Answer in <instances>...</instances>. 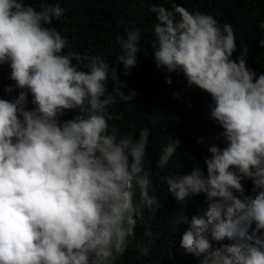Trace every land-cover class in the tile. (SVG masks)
Masks as SVG:
<instances>
[{"label":"clouds","instance_id":"clouds-1","mask_svg":"<svg viewBox=\"0 0 264 264\" xmlns=\"http://www.w3.org/2000/svg\"><path fill=\"white\" fill-rule=\"evenodd\" d=\"M64 11L46 0L38 8L0 0V66L10 68L13 82L4 91L19 90L0 99V264H116L142 208L158 205L149 193L151 129L121 135L120 117L110 112L138 95L121 90L117 66L125 76L137 67L143 29L126 27L118 37L121 53L108 63L64 51L68 41L51 26ZM150 11L156 69L166 84L173 82L168 74H182L187 88L211 97L208 116L222 128L225 145L208 146L203 166L190 173L161 177L183 208L200 194L207 200L204 215L173 219L176 227L187 225L180 247L199 264H264V73L246 66L247 48L235 56L232 24L180 4ZM258 28L264 31V21ZM110 73L120 84L112 92ZM68 112L76 115L62 119ZM179 146L169 136L155 167L166 168ZM138 247L148 255L150 249Z\"/></svg>","mask_w":264,"mask_h":264},{"label":"trees","instance_id":"trees-1","mask_svg":"<svg viewBox=\"0 0 264 264\" xmlns=\"http://www.w3.org/2000/svg\"><path fill=\"white\" fill-rule=\"evenodd\" d=\"M42 0H25L26 4L37 7ZM59 3L65 9L59 20H53L52 25L68 41L65 52L83 56L87 54L101 55L106 62L112 63L121 53L118 37L125 35V28L131 23L143 29L140 51L137 54V67L128 76L123 74V65L117 66L119 80L129 90L138 93L134 103L120 102L110 107V112L118 115L116 121L120 134H126L135 129L139 136L140 129H151L149 136L147 160L151 162L150 195L158 198V205L152 208L144 206L143 215L137 218L135 237L129 248L116 264H199V260L186 254L180 247V240L187 225L176 227L173 219L183 213L191 218L193 215H204L207 210V200L203 194L186 201L183 208L169 193L168 186L161 177L170 173H190L197 163L203 166V160L210 154L207 147L217 144L224 147L223 131L208 113L211 97L199 89L187 88V81L182 74H168L172 84L165 82V73L156 69L152 53L153 25L155 14L150 9L159 4L171 8L180 4L189 11L199 10L213 15L222 26L230 23L234 27L238 58L247 48L246 66L257 75L264 73V49L260 48L259 40L264 39V31L258 28L264 21V0H46ZM73 63H76L74 60ZM10 68L0 66V99H13L19 94L17 89L11 95L4 89L13 84L8 79ZM119 80H112L109 74L107 89L112 92L119 87ZM179 93L180 99H173V94ZM31 96L28 108L31 109ZM75 112H68L62 119H71ZM112 123L111 121L109 122ZM180 141L178 154L173 157L164 169L155 167L162 145L168 142V137ZM203 137L204 143L198 144L197 139ZM147 167V164H146ZM246 194H252V184L244 181ZM135 203L140 204V190L135 189ZM227 243V242H226ZM138 245L150 249L148 255H142Z\"/></svg>","mask_w":264,"mask_h":264}]
</instances>
